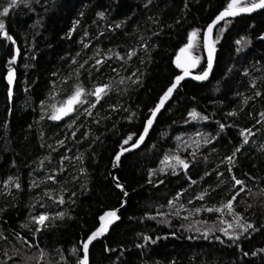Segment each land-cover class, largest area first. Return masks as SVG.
<instances>
[{
	"label": "trees",
	"instance_id": "trees-1",
	"mask_svg": "<svg viewBox=\"0 0 264 264\" xmlns=\"http://www.w3.org/2000/svg\"><path fill=\"white\" fill-rule=\"evenodd\" d=\"M145 2L40 0V4H33L31 10L20 5L4 18L6 30L13 35L16 44L13 46L10 41L0 38V189L3 188L2 181L14 175L19 177L21 190L13 189V195H0V208L7 209L0 213V219L4 221L0 230H6L11 241V244L0 241V261L5 259V249L11 251L15 247L33 256L43 249L44 264H75L81 253L73 255V245L99 225V215L126 201L119 211L121 219L106 237L90 247V264H155L156 261L168 264L171 260L176 264H264V253L255 257L242 255V251L251 253L264 247V230L249 232L237 247L218 231L207 239L201 233L187 231L181 224L186 226L189 222L173 216L167 217L169 224L159 223L163 219L160 216L155 220L148 218L157 215L158 211L174 212L180 204L192 209L226 202L234 190L229 191L233 183L227 172L229 165L221 160L231 155L234 147L241 143L240 130L250 128L255 135L249 139L254 143L244 145L234 160L232 174L245 181V192L234 204L236 211L242 212L257 227L264 225V197L250 196L247 191L251 189L255 193L264 188V153L257 151L259 145L264 144V122L256 123L259 113L264 111V40L257 39L264 33V10L227 19L229 23L223 21L216 27L213 39L219 42L210 79L202 84L183 81L157 116L143 145L121 158L116 177L129 193L125 197L109 174L115 153L129 135L133 140L127 145L135 141L150 114L149 109L155 106L180 72L173 60L187 43V34L193 28L200 29L198 40L202 42L204 28L223 10L228 0H153L147 8ZM6 3L7 0H0V5ZM98 11H104L105 17H98ZM127 17L131 20L122 28H114L115 23ZM77 20L80 23L69 39L66 33ZM242 35L251 43L237 53L235 49L240 46L234 41ZM81 40L88 44L87 48ZM145 43L147 52L142 47ZM17 48V60L9 65L8 60L16 55ZM129 52L135 55L129 57ZM117 53L120 58L116 57ZM188 54L201 57L193 71H202L201 65L206 66L202 43L200 49ZM96 59L103 63L95 65ZM81 64L83 68H80ZM9 67L15 70L11 100L6 80ZM245 69L249 72L247 76L243 74ZM77 71L80 73L78 78ZM134 72L136 77L132 76ZM137 77L139 83H133ZM122 79L123 84L120 83ZM253 80L256 88L251 87ZM103 84H110L111 88L95 108H89L85 103L79 106L78 112L60 121L47 118L50 109L42 113L40 101L50 93H58L56 99L61 100L74 91L76 85L83 86L87 93ZM257 90L262 96L243 105V99L253 96ZM84 99L95 102L91 95ZM240 107L244 110L237 117L226 115ZM85 109H89L91 115ZM192 109L208 116V120H193L188 115ZM217 122L229 126L219 132ZM204 136H217V139L205 145ZM57 140H63V146ZM191 153L196 154L195 158ZM166 154H177L186 159L189 163L187 171L177 168V174L172 175L171 169L161 164ZM64 156L69 159L62 160ZM77 156L82 157V164L75 159ZM61 167L64 171H60ZM81 168L85 170L83 174ZM160 168H165L167 174L160 173ZM150 171L154 173L152 176H149ZM217 172L224 176L218 177ZM51 174H56L57 183L45 180ZM73 177L77 179L73 180ZM160 180L164 183H158ZM193 180L196 183H191ZM220 180L225 183L221 185ZM33 181L39 187L30 188ZM45 191L53 199L44 196ZM72 192L76 193L75 197L71 196ZM177 193H181L179 198ZM205 193L204 200L197 199ZM61 195L65 199L63 205L56 202ZM72 200H75L74 204ZM169 200L174 201L171 208ZM189 200L191 204H188ZM40 203L44 207H40ZM247 204L252 207L244 212ZM61 211L66 213L65 217L46 221L49 226L35 233L34 241L32 234L21 227L22 224L36 227L29 219L32 215L46 212L54 217ZM185 214L180 213L181 217ZM218 215L202 212L190 219H204L211 225L218 222ZM195 226L203 231V226ZM14 232L38 244L39 249H29L16 241ZM138 233L166 239L138 249L135 244L144 243ZM105 245L117 251L105 252ZM120 248L125 249L122 254Z\"/></svg>",
	"mask_w": 264,
	"mask_h": 264
},
{
	"label": "snow or ice",
	"instance_id": "snow-or-ice-1",
	"mask_svg": "<svg viewBox=\"0 0 264 264\" xmlns=\"http://www.w3.org/2000/svg\"><path fill=\"white\" fill-rule=\"evenodd\" d=\"M153 3V0H146L144 7L147 8L149 5ZM33 4H40V0H7L6 4L0 5V38H3L6 41H10L11 44L14 46L16 44V40L14 39L13 35L9 33V31L6 30V22L5 17H7L10 14V10H14L15 8L19 7L20 5H23L24 7H27L31 10ZM184 7L187 8L188 4L185 2ZM257 10H264V0H228L226 5L223 7V10L219 11L217 15H215V18L211 20L210 23L207 24L206 29L202 33V42L198 40V34L200 33V29L193 28L188 34H187V43L179 49V55L176 56V59L174 61L176 67L178 69L182 70V74L176 75L174 77V80L170 83L169 86H167L166 90L163 91V94L159 97L158 102L155 104L153 108L149 109L150 115L146 118V122L143 126L142 133L139 134L138 139H136L131 147L137 148L142 144L145 140V137L149 133V129L153 126L154 121L157 119V116L159 113H161V110L165 107V104L167 101H169L172 96L174 90L178 88V86L181 85V81L185 79V77L190 75V69L196 68L198 64H200L201 57L191 56L187 60L182 59V57L187 54L189 51H195L202 48L207 53V60H206V67L201 65L202 71L198 75H195L192 77V79L196 81H206L209 78V74L213 70V62H214V54L216 52V44L219 42L218 40H215L212 38L213 35V27L217 25L218 22L224 21L226 24L229 23V21L226 20L227 17H236L240 15L241 13H253ZM81 16L84 15L83 12L80 13ZM96 15L100 18L105 17L104 11H98ZM151 19V18H150ZM131 20V17H127L126 20L117 22L114 24L115 29L122 28L125 23ZM180 21H176V23H179ZM80 22L74 21L72 24V27L69 28L68 32L66 33V37L71 39L73 32L76 30L77 25ZM221 32L224 31L223 28L220 29ZM85 36H87V32L84 33ZM103 35V33H101ZM153 35L158 36L159 33H153ZM143 40V37H141ZM257 39L264 40V33H261ZM81 43L85 48L88 47V44L84 43L83 40H81ZM234 43L237 46L235 50L237 53L241 52L243 50V47H247L251 41L247 36H240L238 39L234 41ZM142 47L144 48L145 52L148 51V45L142 44ZM109 51H111L109 49ZM19 55V49H16V55H12L10 59L8 60V64L12 65L16 62L17 56ZM79 55V53H77ZM97 55H99V52H97ZM117 58H120L119 54H115ZM132 55H135L134 52H129L128 56L131 57ZM109 59L111 57H108ZM32 59H35V56L32 57ZM73 63H76L75 60L72 61ZM143 63V61H141ZM87 63V61H85ZM103 61L101 59L95 60V65L102 64ZM94 65V67H95ZM84 65L81 64L80 68H83ZM98 70V69H97ZM113 71H116L113 69ZM231 71V69H229ZM245 76L249 75V72L247 69L244 70L243 73ZM53 75H56V73H53ZM80 73L77 71L76 76L79 77ZM133 77H136L137 74L134 72L132 73ZM15 78V70L12 67L8 68V73L6 76L7 84H8V98L9 100L12 99L13 96V82ZM128 79H132V77H128ZM264 79V77H262ZM133 83H139V77H137L135 80H132ZM121 84L124 83V80L122 79L120 81ZM251 87L256 88L255 81H251ZM111 85L110 84H103L95 86L94 90L91 92H87L83 86L76 85L74 86V91H72L70 94L66 96V98L57 100L56 96L58 93H50L49 96L45 100L40 101V106L42 113H47L50 109V114L47 116L48 119L52 121H60L64 117H69L72 113L79 111V106L88 103L89 108H95L96 104L100 102L103 95H106L108 90H110ZM86 95H91L95 97V102H89L84 99ZM238 95H242L238 93ZM262 92L257 90L254 92L253 96L245 97L242 101L243 105H247L250 100H253L255 97H261ZM243 107H240L239 110L233 109L232 111H229L226 115L229 117H237L240 112H243ZM85 112H87L88 115H91V112L89 109H85ZM188 115L193 119H202V120H208V116L201 115V113L197 112L195 109H192ZM251 115V113H249ZM133 116H135V113H133ZM259 119L256 120L257 124H261L264 122V111L259 113ZM44 118V115L41 116V119ZM75 121H73L74 123ZM218 123L219 132H223L226 127L229 125H226L224 123ZM5 127H7V122H5ZM71 127V124L69 125ZM219 132L217 133V136L219 135ZM73 136H75V132L72 133ZM199 136L200 133H197ZM255 133L250 128H243L239 132V136L242 138L241 143L238 146H235L232 154L225 156L223 160H221V163L227 162L229 167L227 168V172L230 174L231 181L233 182L230 185L229 191L234 190V194L231 195L229 199L226 200V202H222L219 204V206L212 205V206H200V207H194L192 209H188L185 207V205L180 204L176 211L171 213H163V212H157V215L148 216L149 219H157V216L163 217V219H160L158 222L161 224H169L170 220L167 218L169 216H173L179 219H182L183 221H188L189 223L185 226L184 224H181V227H184L187 231H195L198 233H201L202 237L207 239L209 235L213 232H220L225 237L228 238L229 241L235 243L237 247H240V243L242 241V238H245L246 235L249 232H258L261 230H264V225L257 227L253 222H250L248 219L245 218L244 214L242 212L236 211V205L234 204V201H237V197L240 196L241 193L245 192V181L241 180L236 177V175L233 173V166H234V160L236 157V154L241 151L244 145H249L251 143H254V141H250L249 137L254 136ZM217 136H204L203 142L205 145L212 143L214 140L217 139ZM180 138L177 137V140ZM133 140V136L129 135L127 139L123 141V144L120 145L119 151H117L114 155L113 164L119 165L121 162V157L123 154L127 151H129V148L124 147V145H127L129 141ZM57 143L63 146L64 141L63 140H57ZM198 147L197 151H199V141L196 142ZM43 147V145H42ZM51 147V146H49ZM213 151H215V148H213ZM257 151L264 153V144H260L257 148ZM191 155L195 158V153H191ZM47 159V158H46ZM69 158L67 156L62 157V160H68ZM77 161H79L81 164L83 163V159L80 156L75 157ZM207 157H205V160ZM43 163V162H41ZM161 164L165 165V167L171 169V174L176 175L177 168L183 169L187 171L189 168V163L186 159L182 158L180 155L172 154V155H165L163 160H161ZM12 166L15 167V161L12 162ZM60 171H64V169L61 167ZM84 169L81 168L80 172L83 174ZM160 173H165V168H160L158 170ZM154 173L149 172V176H152ZM208 173H206L207 175ZM247 175V174H245ZM218 177L224 176V173L217 172ZM77 179V177H73V180ZM46 181H52L53 183H57L56 174L47 175L45 177ZM113 181L115 182V187L120 190L123 196L127 197L129 195L128 191H126L125 186L119 182L117 177H113ZM149 183H152L151 180H149ZM158 183L163 184L164 181L160 180ZM191 183H196V181H191ZM219 183L222 185L225 183L224 180H220ZM3 188L0 189V195H13V189H15L17 192L21 190V184L19 182V177L14 175H9L6 179L2 181ZM237 186H239L237 188ZM30 188H36L39 187V184H37L35 181H33L30 186ZM248 195L253 197H264V188H260L258 192L253 193L251 189H248ZM207 193L197 197L199 200H204L205 195ZM76 193L72 192L71 196L75 197ZM177 198L181 196V193H177ZM44 196H46L48 199H53L52 196L48 194V191L44 192ZM58 204L63 205L65 203L64 197L61 195L56 200ZM39 203V201H38ZM71 203H75V200H72ZM192 201L189 200L188 204H191ZM241 203H246L245 201H241ZM126 201H121L119 208H113L110 210H106L103 212V214L98 216L99 220V226L95 227L94 230H90V232L86 233L85 237L82 238L77 245H73L71 249V253L75 255L77 252H80L81 255H79L76 260L75 264H90V246L94 245V241H97L101 237H105L107 233H109L110 227L114 226L117 221L121 219V216L118 214L119 210L125 207ZM174 205L173 200L168 201V206L171 208ZM33 207H35L33 205ZM40 207H44L43 203H40ZM251 204H247V206L244 208V212H247L249 208H251ZM7 209L0 208V213L6 212ZM181 211L185 212L186 214L181 217L180 213ZM202 212L207 213H215L219 214L217 216V221L213 224L209 225L207 220L200 219V220H191L190 218L194 216H199ZM66 213L61 211L57 212L54 217H50L48 213L41 212L38 215H32L29 217L31 223L35 224L36 227L33 229L29 227L28 224H22L21 227L27 229L29 233L32 234V240H35V233L43 231L45 228H47L49 225L46 223V221L54 220V219H63L65 217ZM147 215V214H146ZM225 216H229L232 219L228 220L225 219ZM4 221L0 219V225H2ZM203 226L202 228L199 226ZM6 230H0V241L5 242L6 244H11V241L9 240V236L5 234ZM175 235V233H173ZM14 239L18 242H20L22 245L27 246V248H38L39 245L32 243L29 241L28 238L25 236H22L19 232L13 233ZM137 236L141 238L144 243H137L135 244V247L138 249H145L149 245H155L157 241L161 239H166V237L161 236H155L153 238L152 236L144 233H138ZM215 239L219 240V236H215ZM105 252H112L115 253L117 251L116 248L110 247L108 245L104 246ZM125 251V249L120 248L121 254ZM258 253H264V247H261L255 251H251L249 253L248 251H242L243 256H248L249 254L253 257L257 256ZM3 256L5 259L3 261H0V264H31V262L34 261V264H44L45 260V252L43 249L39 250L38 255H28L27 253H22L20 249H17L13 247V249L10 251L8 249H5L3 252ZM61 259L63 260V254L61 253ZM119 259V257H117ZM155 264H160L159 261H156ZM168 264H176L175 260H171L168 262Z\"/></svg>",
	"mask_w": 264,
	"mask_h": 264
},
{
	"label": "water",
	"instance_id": "water-1",
	"mask_svg": "<svg viewBox=\"0 0 264 264\" xmlns=\"http://www.w3.org/2000/svg\"><path fill=\"white\" fill-rule=\"evenodd\" d=\"M258 11H260V10H257V11H255V12H253V13H241L240 15H238V16H236V17H227L226 18V20L227 19H234V18H237V17H240V16H247V15H252V14H254V13H256V12H258ZM215 18V17H214ZM213 18V19H214ZM221 22H223V21H220V22H218L217 23V25H215L214 27H213V35H212V38H213V36H214V31H215V29H216V27L221 23ZM210 23V22H209ZM206 29V27L204 28V30ZM203 30V31H204ZM202 50H203V48H202ZM180 53H179V51H178V53H177V55H179ZM203 54H204V57H205V61L207 60V53H206V51H204L203 50ZM176 55V56H177ZM176 56L174 57V60H173V62L175 61V59H176ZM189 57H191L188 53L187 54H185L183 57H182V59H184V60H187ZM214 61H215V57H214ZM175 64V63H174ZM176 66V65H175ZM213 66H214V62H213ZM206 67V66H205ZM179 73H178V75L179 74H182V70L181 69H179ZM190 71V75L189 76H187V77H185V79L183 80V81H185V80H192V81H194L195 83H199V84H202V83H206L209 79H210V76H211V73L209 74V78L206 80V81H196V80H194V79H192V77L193 76H195V75H198L199 73H197V72H194L193 71V68L192 69H190L189 70ZM174 80V79H173ZM183 81H181V83L183 82ZM174 92H175V90H174ZM174 92H173V94H174ZM159 100V99H158ZM171 100V99H170ZM169 100V101H170ZM169 101H167L166 102V104L169 102ZM158 102V101H157ZM165 104V105H166ZM164 109V108H163ZM162 109V110H163ZM161 110V111H162ZM150 115V114H149ZM159 115V114H158ZM146 122V121H145ZM154 123H155V121H154ZM153 123V124H154ZM145 124V123H144ZM152 128V127H151ZM151 128L149 129V133H150V131H151ZM142 131H143V129L141 130V132L140 133H142ZM148 133V134H149ZM148 136V135H147ZM147 136L145 137V140H146V138H147ZM138 137H139V135H138ZM138 137L136 138V139H138ZM135 139V140H136ZM145 140H144V142H145ZM143 142V143H144ZM133 143V142H132ZM132 143L131 144H129V145H127V146H125L126 148H129L130 150L129 151H127V152H125L124 154H123V156L124 155H126V154H128V153H131V152H134V151H136V150H138L142 145H143V143L142 144H140V146L139 147H137V148H132L131 147V145H132ZM119 151V150H118ZM122 156V157H123ZM121 157V158H122ZM113 159H114V157H113ZM119 171V165H114L113 164V160H112V167H111V169H110V171H109V174H110V177H111V179H112V181H113V177L115 176L116 177V174H117V172ZM113 183L115 184V182L113 181ZM119 208V207H118ZM121 210V209H120ZM119 210V211H120ZM118 214H119V212H118ZM99 226V225H98ZM113 226H111L110 227V229L112 228ZM110 231V230H109ZM109 233H107L106 235H105V237L108 235ZM102 238H104V237H101V238H99L98 240H100V239H102ZM95 242V241H94ZM91 247V246H90Z\"/></svg>",
	"mask_w": 264,
	"mask_h": 264
}]
</instances>
